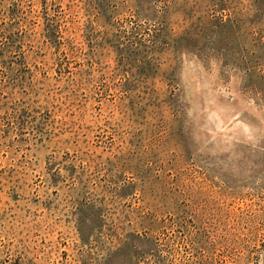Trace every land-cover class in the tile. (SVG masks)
<instances>
[{
  "label": "rangeland",
  "instance_id": "1",
  "mask_svg": "<svg viewBox=\"0 0 264 264\" xmlns=\"http://www.w3.org/2000/svg\"><path fill=\"white\" fill-rule=\"evenodd\" d=\"M0 264H264V0H0Z\"/></svg>",
  "mask_w": 264,
  "mask_h": 264
}]
</instances>
